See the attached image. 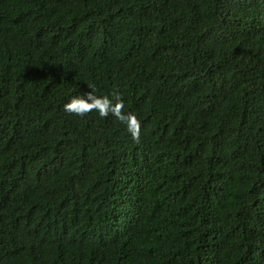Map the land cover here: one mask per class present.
<instances>
[{"label": "trees", "instance_id": "obj_1", "mask_svg": "<svg viewBox=\"0 0 264 264\" xmlns=\"http://www.w3.org/2000/svg\"><path fill=\"white\" fill-rule=\"evenodd\" d=\"M0 264H264V0H0Z\"/></svg>", "mask_w": 264, "mask_h": 264}, {"label": "clouds", "instance_id": "obj_2", "mask_svg": "<svg viewBox=\"0 0 264 264\" xmlns=\"http://www.w3.org/2000/svg\"><path fill=\"white\" fill-rule=\"evenodd\" d=\"M124 107L125 102L118 91L111 95H96L95 89L84 90L63 105L66 113L77 117H83L93 110L101 117L111 115L124 124L133 139H137L140 135V121L134 113L122 111Z\"/></svg>", "mask_w": 264, "mask_h": 264}]
</instances>
